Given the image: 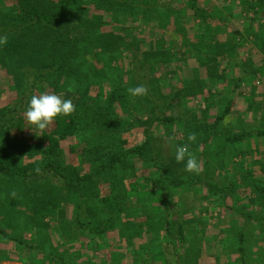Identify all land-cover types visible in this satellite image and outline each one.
Segmentation results:
<instances>
[{"label":"rangeland","instance_id":"374dc122","mask_svg":"<svg viewBox=\"0 0 264 264\" xmlns=\"http://www.w3.org/2000/svg\"><path fill=\"white\" fill-rule=\"evenodd\" d=\"M131 1L144 4L145 7L136 8L137 12H144L140 9L153 12L154 18L135 19L136 22L129 24L130 33L143 38L146 42L142 45L144 50L151 44L158 51L167 50L170 56L162 61L154 59L145 74L155 84L154 97L155 100L161 98V105L155 110L147 103L138 105L136 118L125 109L118 113L126 128L129 121H137L136 126L124 134L129 142H135L131 145L145 141V130L150 129L152 138L148 143V154L151 152L159 158L162 170L169 171L170 176L164 180L157 170L150 184L152 191L140 200L136 198L130 202L129 196L143 190L148 184L146 177L157 169L135 159V169L138 167L136 171L140 177L138 185L134 184L136 178L130 177L132 171L127 172L125 182H122V202H127L124 208L130 209L132 217L124 210L121 213L123 203L120 205L115 200L114 191L108 184L102 187L93 183L87 185L88 203L80 207L78 190L69 191L52 171L42 172L34 181L45 188L53 187L52 193L59 198L50 215L39 206L41 203L28 198L25 184L0 181V228L5 234L24 241L8 240L4 232H0V264L10 260L13 261L11 264H209L199 260L205 246L204 235L210 234L214 242L219 229L227 233L228 244L232 247L220 250L232 257L230 264L241 262V251L235 246L241 232L244 233L242 245L247 263L264 264V171L261 168L264 165V136L253 134L264 129V0H196V6L211 11L213 31H204L199 26V19L189 16L193 12L191 0L152 1L170 6L171 11H178L185 17L184 27L179 28L173 13L168 24L163 13L153 10L145 0ZM229 5L233 6V11ZM163 9L166 12L167 9ZM178 24L181 26L180 22ZM233 33H236L235 45L230 46L227 41V50L231 52L220 53L216 39L230 37ZM210 57L212 60L209 61ZM129 60L130 56L124 59L126 68ZM213 70L216 73L211 77L208 72L212 74ZM11 85L12 79L0 70V109L17 97V91ZM146 86L150 90V86ZM36 94L40 93L36 91ZM92 94L94 97L96 90ZM31 96L28 93L27 103ZM228 105L229 112L216 124L215 118ZM164 111L166 117L178 118L168 123L158 121L157 117L164 116ZM215 124L216 127H212ZM210 125L211 128L206 129ZM46 129L50 130V125ZM224 131L231 136L251 132L240 140L226 142ZM192 132L197 134L200 143L188 141ZM83 133L68 138L62 147L70 164L79 165L82 172H90L99 164L94 155L96 145L107 135L100 137L93 129L84 136ZM184 144H189L190 151H194L202 165L200 174L185 171L186 161L176 162V147ZM71 147L76 150L73 154L69 152ZM85 150L91 160L88 163L82 156ZM100 158L105 159L103 153ZM155 183L164 185L162 192L168 196L169 231L161 227L164 211L160 207L164 205L162 194L153 191ZM142 203L147 208L139 213L137 207ZM78 212L83 224L75 219ZM110 215L115 219H109ZM127 218L135 219L134 222L146 218L154 225L152 235L146 227L140 229L133 221L127 222ZM114 222L116 227L111 228ZM180 223L184 225L187 241L179 239ZM90 225L92 230L103 234L91 232ZM225 227L228 229L224 230ZM162 239L169 240V245ZM25 244L33 245L34 249L26 248ZM167 255L172 260L164 262L162 259H167Z\"/></svg>","mask_w":264,"mask_h":264},{"label":"trees","instance_id":"16d2710c","mask_svg":"<svg viewBox=\"0 0 264 264\" xmlns=\"http://www.w3.org/2000/svg\"><path fill=\"white\" fill-rule=\"evenodd\" d=\"M145 1L153 10L162 12L168 24L170 15L173 13L178 28L184 27L185 17L178 11H171L170 6L154 4L152 2L154 0ZM195 1L191 0L190 8L193 12L189 16L196 20L198 18L201 22L199 26L204 31H213L215 28L210 23L212 16L209 12L211 11L196 6ZM252 5L253 3H250V6ZM140 7L145 5L131 0H0V35H8V43L0 45V70L9 75L12 79L11 86L17 91L16 99L0 109V181L9 180L25 184L27 187L25 194L29 193L28 198L41 203L39 206H43L49 213L57 206L59 198L52 193L53 187L45 188L34 181L44 171H52L54 175L61 178L69 191L78 190L80 193L78 206L80 207L88 203L85 188L92 183L101 187L108 184V187L114 191L115 200L121 205L124 197L122 182H125L127 172L132 171L130 177L134 176L136 178L134 184L138 185L137 180L140 177L137 176L138 167L135 169L134 161L136 160L142 161L147 167H157V169L152 170L146 177L148 184L143 186V190L129 196L130 202L136 198L140 200L152 191L150 184L153 183V174L156 176L157 170L160 171V177L162 175L164 180L170 176L169 171L162 170V164L158 163L159 158H155L151 152L150 155L148 154L150 149L148 143L152 138L150 129L145 130V141L131 145L135 142L132 140L129 142L124 134L126 130L133 129L137 121H129V126L126 128L118 113L125 109L136 118L139 111L138 105L147 103L153 110L161 105V98L157 97L155 100L154 97L157 92L155 84L145 74L152 67L154 59L167 60L170 53L167 50L158 51L156 46L151 44L150 46L147 44L148 48L144 50L142 45L146 42L143 38L130 33L132 28L129 24L136 22L135 19L145 21L154 18L153 12H146L144 9H140L144 12H137L136 8ZM163 8L167 9L166 12ZM230 8L233 11V6ZM238 11L241 12V10ZM235 34L216 39L220 53L231 52L227 50V45L229 43L230 46L235 45ZM124 52L127 55H124ZM128 56H130L129 67L126 68L124 59ZM210 60H212L211 57ZM208 73L213 77V73L216 72L213 70L212 74ZM141 84L151 85L148 94L132 97L127 89ZM93 90H96L94 97ZM36 91L54 93L62 95L65 99H72L76 105V111L71 116H58L50 124V130L41 131L35 125L29 124L24 116L28 105L26 101L28 93L34 95ZM91 105H93L92 109ZM229 106L215 118L216 124L229 112ZM132 110L135 113H131ZM163 113L164 116L157 117L160 122L168 123L178 118L166 117L165 111ZM216 124L206 126V129H210L211 126L215 128ZM90 129L97 131L100 137L105 134L107 136L96 145L94 151L98 166L93 168V171L82 172L79 165H72L67 161L62 143L68 138L82 136V132L84 136ZM250 132L234 134V136L226 131L222 134L225 141L230 142L240 140ZM253 134L264 136V129ZM196 141L201 142L199 139ZM86 151H82L84 154L82 156L88 163L91 160L85 155ZM69 152L73 154L76 150L71 147ZM101 153L104 155V160L100 158ZM37 168L41 170L39 174L36 172ZM261 168L264 171V165ZM163 172L166 174L164 175ZM154 185L153 191L162 194L161 202L164 205L163 208L160 207V210L164 211L161 227L169 231L168 196L162 192L164 185L162 187L158 186V183ZM126 203L121 205L123 207L120 211L124 210L129 217H132L133 213L130 209L124 208ZM138 205L139 213L147 208L145 203ZM147 216L149 218V214ZM108 218L115 219L111 215ZM128 218L127 222L133 221L140 229L146 227L145 230L152 235L154 225L150 224L146 218L135 222V219ZM75 219L83 224L80 212L76 214ZM183 226L179 224V239L187 241L188 237ZM114 227L116 223L111 225V228ZM88 229L99 235L103 234L102 231L92 230L91 225ZM0 232H4L9 240L24 243L23 240H17L5 234L1 228ZM227 236L226 233V238L220 240L225 250L231 247ZM162 241L165 240L162 239ZM168 241H165V244L169 245ZM243 242L244 233L241 232L235 246L238 251H241L240 264H248ZM25 247L34 249V246L30 244H25ZM172 253L175 255V252L172 251Z\"/></svg>","mask_w":264,"mask_h":264},{"label":"clouds","instance_id":"9594fccd","mask_svg":"<svg viewBox=\"0 0 264 264\" xmlns=\"http://www.w3.org/2000/svg\"><path fill=\"white\" fill-rule=\"evenodd\" d=\"M8 43V35H0V45ZM128 93L132 97L145 96L148 94V87L146 85H138L129 87ZM76 111V105L72 99H65L62 95L40 93L31 96L24 113L26 121L35 125L41 131L45 130L58 116H71ZM188 141L195 143L197 134L192 132L188 135ZM175 160L177 163L185 162V171L200 174L202 172V165L198 162L195 154L190 151L189 144L176 147ZM40 169L37 168L36 172L39 174ZM15 198L16 192H12Z\"/></svg>","mask_w":264,"mask_h":264},{"label":"crops","instance_id":"0c3cea01","mask_svg":"<svg viewBox=\"0 0 264 264\" xmlns=\"http://www.w3.org/2000/svg\"><path fill=\"white\" fill-rule=\"evenodd\" d=\"M264 46V45H263ZM227 224V223H226ZM227 229L226 227L224 228V230ZM218 235L216 237H218L214 242L213 240H211L212 238H210V234H205V241H204V249L203 252H200L199 255V260H206L209 264H230V258L228 253L226 252H221L220 250H223L222 245L220 244V240L222 238H226V232H223V230L219 229L218 230ZM9 240V239H8ZM205 250V251H204ZM219 251V252H218ZM237 255V254H235ZM233 256V255H232ZM134 257V256H133ZM168 257V258H167ZM167 259H162L164 262L167 260V262H169V260L171 261L172 258H170V255H167ZM13 261L10 260V262H2V264H11Z\"/></svg>","mask_w":264,"mask_h":264}]
</instances>
